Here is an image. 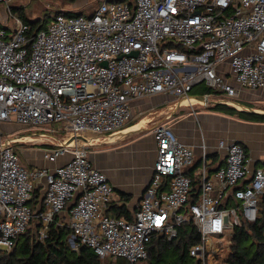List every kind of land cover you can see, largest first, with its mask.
Instances as JSON below:
<instances>
[{"label":"built area","instance_id":"1","mask_svg":"<svg viewBox=\"0 0 264 264\" xmlns=\"http://www.w3.org/2000/svg\"><path fill=\"white\" fill-rule=\"evenodd\" d=\"M11 2L0 0L5 9ZM98 2L89 18L58 14L36 33L10 10L13 27L0 20V252L12 251L35 217L43 240L65 214L60 225L73 230L72 247L88 246L102 259L138 264L154 236L174 241L192 224L200 239L190 256L229 264L235 229L256 223L264 195V164L252 172L243 144L221 140L225 164L214 170L206 149L197 163L173 129L157 126L153 176L133 220L106 213L114 188L88 147L123 131L140 98L193 99L192 89L204 84L215 93L207 100L237 108L240 92L264 89V0ZM13 122H64L65 138L43 153L62 162L23 167L19 138L3 132ZM55 133L40 136L55 140Z\"/></svg>","mask_w":264,"mask_h":264},{"label":"crops","instance_id":"2","mask_svg":"<svg viewBox=\"0 0 264 264\" xmlns=\"http://www.w3.org/2000/svg\"><path fill=\"white\" fill-rule=\"evenodd\" d=\"M191 96L194 97L191 100L203 101L204 104H199L200 107H204L208 101L205 95ZM182 101L165 94L137 99L132 103L133 116L126 129L115 135L103 137L88 147L93 165L107 175L114 188L113 200L108 209L111 210L108 211L109 215L116 216L115 207L124 206L131 220L134 219L140 200L153 176L157 151L153 133L160 125L173 129L184 144L193 148L197 163L206 149L214 170L225 164L226 151L218 145L221 140L238 142L246 147L252 172L263 166L264 122L243 120L222 110H205V107L198 108V104L184 106ZM235 101L240 102L238 105L248 107L253 113L264 115V89L244 90ZM235 109L250 112L242 107ZM79 142L82 145L86 144L83 140ZM46 149L49 148L43 147V151L25 149L20 152L28 161V168L58 166L62 160L56 163L44 160L43 153ZM193 171L191 169L188 174H192ZM39 195L41 198L42 191H39Z\"/></svg>","mask_w":264,"mask_h":264},{"label":"trees","instance_id":"3","mask_svg":"<svg viewBox=\"0 0 264 264\" xmlns=\"http://www.w3.org/2000/svg\"><path fill=\"white\" fill-rule=\"evenodd\" d=\"M71 1L75 2L77 0ZM119 1L134 3V0ZM14 14L31 25L32 33L47 27L40 20L31 21L22 11ZM213 94L215 93L212 89L200 84L192 89L190 95L203 96ZM215 109L231 115H237L243 120L264 122V115L261 114L239 111L233 107L220 104ZM40 199L39 190H37L34 196L35 204L39 203ZM259 206L260 211L256 223L249 224L245 222L235 229L234 244L229 264H264V195L259 200ZM108 211L110 212L111 210H107V214H109ZM115 214V217L131 220L130 214L124 206L115 207ZM64 216L66 215L57 216L54 219L48 228L47 236L43 240L37 237L42 227V222L38 216L35 217L29 228L19 236L12 251L0 252V264H104L103 260L106 259H109L114 264H131L123 259L116 261L112 258L102 259L90 247L85 245H80L77 249H74L70 244L73 230L68 226L60 225V221ZM199 239L198 231L192 224L182 227L179 237L174 241H168L163 235H156L148 244L147 263L199 264L190 256V248L197 244Z\"/></svg>","mask_w":264,"mask_h":264},{"label":"rangeland","instance_id":"4","mask_svg":"<svg viewBox=\"0 0 264 264\" xmlns=\"http://www.w3.org/2000/svg\"><path fill=\"white\" fill-rule=\"evenodd\" d=\"M97 1L98 0H77L75 2H72L71 0H12L9 8L7 9H5V7L0 3V20H2V22H6L10 28L13 27L14 19L10 15L9 10L12 13L17 12V14L18 12L22 11L26 15V17L29 18L31 21L40 20L41 23L46 25H49L58 14H64L66 16L84 15V17L89 18L91 16V13L94 12L99 6V2L97 3ZM214 99L215 98H211L205 103L204 105L205 110L215 109L218 103H215V101L217 100ZM197 107L199 108L200 105L198 104ZM204 107H200V108L203 109ZM63 125L64 122H59L54 124L53 126L30 127L13 122L6 124L3 132L6 138L32 137L34 139V141H30V142L27 140H23L24 142H19L16 144V147L19 148L18 150H19L21 164L23 165V167L29 169L28 161L24 159L21 152L24 151L25 149H36L39 151H43V147L44 148L53 147L55 144L58 143L60 139H63V137H65L66 135L59 130ZM50 128H54L56 130V133L54 134L55 140L46 139L44 137L41 138L40 134L41 133L46 134V132ZM97 139L100 140L103 139V137ZM103 261L104 264H114L112 261H109V259ZM147 262L148 261L146 260L145 262L142 261L139 264H148Z\"/></svg>","mask_w":264,"mask_h":264},{"label":"bare ground","instance_id":"5","mask_svg":"<svg viewBox=\"0 0 264 264\" xmlns=\"http://www.w3.org/2000/svg\"><path fill=\"white\" fill-rule=\"evenodd\" d=\"M198 101H200V102H198ZM182 104L184 105V106H195V105H197V104H201V105H203L204 103H203V101L202 100H197V99H194V100H191V99H185V100H183L182 101ZM188 104H191V105H188ZM238 107L237 108H241L239 105H237ZM23 140H27V141H34V139L32 138V137H24V138H19V141L20 142H24ZM92 141V140H91ZM95 141H99V139H96ZM69 143H74L72 140L71 141H69ZM75 143L76 144H79L80 146H83L82 144H80V142H79V140L77 141V140H75Z\"/></svg>","mask_w":264,"mask_h":264},{"label":"water","instance_id":"6","mask_svg":"<svg viewBox=\"0 0 264 264\" xmlns=\"http://www.w3.org/2000/svg\"><path fill=\"white\" fill-rule=\"evenodd\" d=\"M243 109H245V110H249L250 112L252 111L251 109H249L248 107H246V106H244V105H242V104H239ZM75 244V241L74 240H72L71 241V245L73 246Z\"/></svg>","mask_w":264,"mask_h":264}]
</instances>
